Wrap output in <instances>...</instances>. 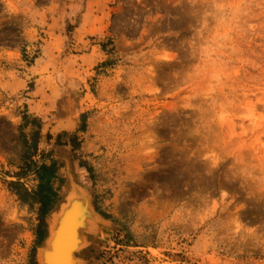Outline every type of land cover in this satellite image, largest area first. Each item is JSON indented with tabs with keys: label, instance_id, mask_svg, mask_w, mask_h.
Wrapping results in <instances>:
<instances>
[{
	"label": "rangeland",
	"instance_id": "obj_1",
	"mask_svg": "<svg viewBox=\"0 0 264 264\" xmlns=\"http://www.w3.org/2000/svg\"><path fill=\"white\" fill-rule=\"evenodd\" d=\"M74 183L83 264H264V0H0V264Z\"/></svg>",
	"mask_w": 264,
	"mask_h": 264
},
{
	"label": "bare ground",
	"instance_id": "obj_2",
	"mask_svg": "<svg viewBox=\"0 0 264 264\" xmlns=\"http://www.w3.org/2000/svg\"><path fill=\"white\" fill-rule=\"evenodd\" d=\"M75 126L72 118H67L55 128L59 131L74 129ZM53 216L50 236L46 245L39 250L41 264H83L78 254L88 245L87 235L104 220L94 208L91 193L87 188L74 183L61 209L54 212Z\"/></svg>",
	"mask_w": 264,
	"mask_h": 264
},
{
	"label": "trees",
	"instance_id": "obj_3",
	"mask_svg": "<svg viewBox=\"0 0 264 264\" xmlns=\"http://www.w3.org/2000/svg\"><path fill=\"white\" fill-rule=\"evenodd\" d=\"M16 186L18 183H14ZM30 196V197H29ZM54 196L53 187L51 184L50 179L42 178L41 183L39 185V188L36 192H33L31 194L28 193V196L21 195V197L26 201H36L37 202H44L48 200V198Z\"/></svg>",
	"mask_w": 264,
	"mask_h": 264
}]
</instances>
